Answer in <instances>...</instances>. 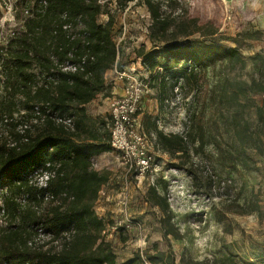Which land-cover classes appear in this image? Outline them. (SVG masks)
Here are the masks:
<instances>
[{
    "label": "rangeland",
    "instance_id": "1",
    "mask_svg": "<svg viewBox=\"0 0 264 264\" xmlns=\"http://www.w3.org/2000/svg\"><path fill=\"white\" fill-rule=\"evenodd\" d=\"M16 1L0 0V44L20 24L15 21ZM102 3L97 21L104 24L113 15L111 38L118 49V67L136 68L148 87L139 116L144 133L154 144V135L143 128L146 115L164 133L181 134L189 146L199 145L200 154L192 158L205 163L206 172L197 173L195 181L178 168L177 158L155 148L152 152L163 170L177 168L172 177L166 181L160 175L152 179L128 173L102 126L104 117L108 122L111 99L99 95L89 111L105 136L101 147L106 150L90 157V167L106 172L108 181L87 218L103 219L101 236L112 246L117 262L135 250L152 252L154 245L165 253L172 250L177 264H264V0H167L172 17L187 16L213 28L215 34L205 40L225 48L191 57L193 68L179 88L162 93L159 77L184 71L180 63L168 66L161 58L158 69L137 67L135 49L153 47L143 0L123 9L107 0ZM205 174L212 181L211 193ZM153 185L167 198L179 239L162 238V212L146 200ZM3 196L0 186V206Z\"/></svg>",
    "mask_w": 264,
    "mask_h": 264
},
{
    "label": "trees",
    "instance_id": "2",
    "mask_svg": "<svg viewBox=\"0 0 264 264\" xmlns=\"http://www.w3.org/2000/svg\"><path fill=\"white\" fill-rule=\"evenodd\" d=\"M102 1H16L15 21L20 24L0 44V186L5 191L0 206L4 220L0 264H143V259L150 264H177L172 250L165 253L154 245L152 252H137L118 263L110 243L101 236L103 219L87 218L108 175L90 167L84 142L98 143L101 136L87 125L84 106L100 93L110 96L103 78L108 69L125 68L118 67V49L111 38L113 15L104 24L97 21ZM133 1L107 0L116 9ZM166 1L143 0L153 47L135 49L140 64L150 71L160 67L159 58L168 66L173 62L183 68L184 74L159 77L161 93L179 88L193 68L191 57L210 56L225 48L205 40L215 34L213 28L187 16L172 17ZM85 54L81 70H63L65 62L77 64ZM52 114L71 118L72 129L57 124ZM142 123L146 133L154 135L153 148L177 158L178 168L187 176L196 181L197 173L206 172V164L192 158L200 154L199 145L189 146L181 134L164 133L150 116L145 115ZM46 161L60 166L57 176L41 188L28 176ZM205 175L211 193L212 181ZM45 193L59 201H45ZM146 200L162 212V238L179 239L166 196L153 185L147 189ZM38 228L50 234L52 241L71 228L72 233L60 248L45 247L34 243Z\"/></svg>",
    "mask_w": 264,
    "mask_h": 264
},
{
    "label": "built area",
    "instance_id": "3",
    "mask_svg": "<svg viewBox=\"0 0 264 264\" xmlns=\"http://www.w3.org/2000/svg\"><path fill=\"white\" fill-rule=\"evenodd\" d=\"M67 27L64 26V29H67ZM68 56L71 57V54ZM86 59L87 55L85 54L77 64L65 62L63 70L72 72L77 69L81 70ZM137 64L138 68H143L139 61ZM114 73L122 80L123 88L122 93L113 97L109 103L108 128L110 147L118 153L128 173H134L138 178L148 176L152 179L160 175V178L167 181L169 177H172L171 173H175L176 169L169 167L166 171L163 170V165L156 161L152 152L154 149L152 141L140 126L139 116L141 115L144 96L148 91L147 84L136 73V68H124L121 71L114 69ZM46 113L49 114V110H46ZM51 116H53L57 124L72 129L73 122L71 118H61L55 116V114ZM59 166V162L46 161L40 169L30 173L28 179L38 187L46 188L49 180L57 176ZM173 182L175 183L176 181L173 180ZM43 198L45 201L52 200L54 203L59 201L57 197L49 193H45ZM20 201L23 200L21 199ZM71 233L72 228L63 232L58 239L52 241L50 234L38 228L34 243L46 244L45 247H47V244H52L56 248H60L62 242L70 239ZM143 264L150 263L143 259Z\"/></svg>",
    "mask_w": 264,
    "mask_h": 264
},
{
    "label": "crops",
    "instance_id": "4",
    "mask_svg": "<svg viewBox=\"0 0 264 264\" xmlns=\"http://www.w3.org/2000/svg\"><path fill=\"white\" fill-rule=\"evenodd\" d=\"M107 75H111L112 77H110L109 79L107 78ZM104 82H105V87L107 89V91L109 92L110 96L104 97L102 93L98 94L93 100H91L90 102H88L87 104H85V119L87 122L88 126H91L94 130H96L97 132L100 133L101 139L100 141L97 143L92 142V141H85V151H87L90 154V157L100 153V151L103 150V147H101V145L104 143V138L105 136L102 135L101 130L99 129V127H97L98 125L95 124V122L93 121V118L95 117L94 114H92L91 111H89L90 108L93 107V105L95 104V101L97 99V97L99 95L103 96L105 99H112L113 97L120 95L122 93V84L120 85V82H122L121 79H119L115 73L114 70L112 69H108L105 73H104ZM106 112H108V110L106 109ZM102 121V120H100ZM104 122H102V126L106 127L108 129V134H106L107 136V141L109 142V128H108V122H107V118L104 117ZM104 130V128H103ZM94 143V144H92ZM92 144V145H90ZM89 145V146H88ZM112 247V246H111ZM137 253V251L135 250L133 254H131V256L129 258H126L125 260H121L118 263H123L127 260H129L130 258H132V256Z\"/></svg>",
    "mask_w": 264,
    "mask_h": 264
}]
</instances>
